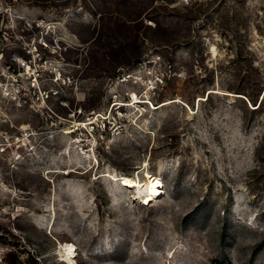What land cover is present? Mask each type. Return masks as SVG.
I'll list each match as a JSON object with an SVG mask.
<instances>
[{"label":"rangeland","instance_id":"1","mask_svg":"<svg viewBox=\"0 0 264 264\" xmlns=\"http://www.w3.org/2000/svg\"><path fill=\"white\" fill-rule=\"evenodd\" d=\"M0 264H264V0H0Z\"/></svg>","mask_w":264,"mask_h":264},{"label":"bare ground","instance_id":"2","mask_svg":"<svg viewBox=\"0 0 264 264\" xmlns=\"http://www.w3.org/2000/svg\"><path fill=\"white\" fill-rule=\"evenodd\" d=\"M120 180L124 182L127 188L134 190L136 196L141 198L142 205H148L158 195L157 186L150 179L142 184L138 181L130 180L127 177H121ZM59 249L63 251V256L67 260L74 256L75 250L73 245L69 243L60 244Z\"/></svg>","mask_w":264,"mask_h":264},{"label":"water","instance_id":"3","mask_svg":"<svg viewBox=\"0 0 264 264\" xmlns=\"http://www.w3.org/2000/svg\"><path fill=\"white\" fill-rule=\"evenodd\" d=\"M240 97H243L242 95H239ZM244 98V97H243ZM249 104V103H248Z\"/></svg>","mask_w":264,"mask_h":264}]
</instances>
